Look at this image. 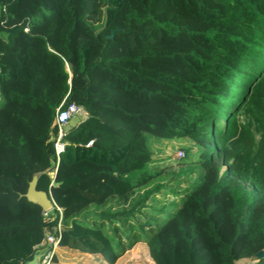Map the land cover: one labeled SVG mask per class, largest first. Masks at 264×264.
<instances>
[{
	"label": "trees",
	"instance_id": "1",
	"mask_svg": "<svg viewBox=\"0 0 264 264\" xmlns=\"http://www.w3.org/2000/svg\"><path fill=\"white\" fill-rule=\"evenodd\" d=\"M0 96V264L47 235L110 264L264 250V0H0ZM70 104L87 117L57 153ZM175 140L183 158L158 156Z\"/></svg>",
	"mask_w": 264,
	"mask_h": 264
},
{
	"label": "rangeland",
	"instance_id": "2",
	"mask_svg": "<svg viewBox=\"0 0 264 264\" xmlns=\"http://www.w3.org/2000/svg\"><path fill=\"white\" fill-rule=\"evenodd\" d=\"M254 85L250 87V90ZM248 96L245 98L244 103L248 101ZM1 100V96H0ZM80 122V119H73L72 123L75 125ZM182 147H190L189 141L175 140V141H165L163 145H155V148H161L162 154L158 155L160 157L170 159L173 161H179L177 157L178 151H183ZM179 171L177 166H173L171 172L176 173ZM58 263L57 264H110L105 263V261L98 255H86L80 252L68 251L64 249L57 250ZM42 253L38 252L36 255V262L38 264ZM29 263V262H28ZM27 263V264H28ZM114 264H155L149 256L148 247L144 243H139L126 252H124L121 257L117 259ZM236 264H256V261H251L250 259H243L238 261Z\"/></svg>",
	"mask_w": 264,
	"mask_h": 264
},
{
	"label": "built area",
	"instance_id": "3",
	"mask_svg": "<svg viewBox=\"0 0 264 264\" xmlns=\"http://www.w3.org/2000/svg\"><path fill=\"white\" fill-rule=\"evenodd\" d=\"M87 117V111L83 107H79L76 104H70L67 107L63 108L61 106L57 111L56 124L59 128V136L56 144L57 153H60L64 149V144L61 142V139L64 135L65 126L70 124L73 119H84ZM92 143H89L91 145ZM88 145V146H89ZM177 157L179 159L184 157L183 151L177 152ZM52 210V209H51ZM50 211H44V216L47 217L50 214ZM45 241L47 242V250L40 257L38 264H52V258L54 253L58 249L59 239L56 236L47 235Z\"/></svg>",
	"mask_w": 264,
	"mask_h": 264
},
{
	"label": "water",
	"instance_id": "4",
	"mask_svg": "<svg viewBox=\"0 0 264 264\" xmlns=\"http://www.w3.org/2000/svg\"><path fill=\"white\" fill-rule=\"evenodd\" d=\"M69 129H71V125L68 124L65 126V131L67 132ZM36 184H37V178H35L29 186L28 192L26 194L27 199L39 205L43 211H50L53 208V201L48 197V195L44 192H39L36 189ZM47 247V242L44 241L43 244L39 247V250H43ZM264 258V250L258 252L255 254L251 261H260L261 259ZM36 262V258H34L32 261H30L28 264H34Z\"/></svg>",
	"mask_w": 264,
	"mask_h": 264
},
{
	"label": "crops",
	"instance_id": "5",
	"mask_svg": "<svg viewBox=\"0 0 264 264\" xmlns=\"http://www.w3.org/2000/svg\"><path fill=\"white\" fill-rule=\"evenodd\" d=\"M70 125H71V126H72V125H74V124L72 123V121L70 122ZM38 252H39V253L41 252V253H42V255H43L44 253H46V250H42V251H41V250H39Z\"/></svg>",
	"mask_w": 264,
	"mask_h": 264
}]
</instances>
